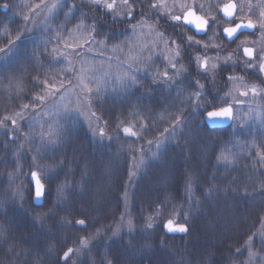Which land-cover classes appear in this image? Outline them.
Here are the masks:
<instances>
[{
  "label": "trees",
  "instance_id": "obj_1",
  "mask_svg": "<svg viewBox=\"0 0 264 264\" xmlns=\"http://www.w3.org/2000/svg\"><path fill=\"white\" fill-rule=\"evenodd\" d=\"M44 1L0 0V5L8 4L4 11L0 6V49H11L0 51V121L9 118L0 126V264H55L69 249L67 264H249L250 252L254 254L251 264H258V259L264 264V94L252 103L259 107V118L241 107L244 110L236 122L212 129L201 122L199 111L204 109L194 112L196 101H189L195 89L188 86V80L196 81L191 73L187 78L154 84L143 72H135L134 87L116 82L92 92L90 109L96 113L92 120L104 130L103 138L83 117L52 109L49 97L42 106L24 109L41 91L34 87L38 78L41 85L45 78L53 82L68 79L64 58L53 60L48 53L59 44L61 32L79 23L73 17L85 13L89 24L104 21L103 13L92 8H68L81 0L63 2L45 21H36ZM208 2L217 6L222 0H193V9L204 14ZM233 2L246 4V0ZM134 7L132 23L141 20L142 12L151 22L168 15L167 9L161 10L164 16L153 12L149 0ZM128 25L126 17L114 26L104 21L97 39L105 34L103 29L111 27L116 38L106 47H128L134 42ZM171 30L172 38L167 32L165 38L189 34ZM215 43L221 48L210 47L208 52L219 51L221 57L233 54L239 62L218 70L213 80L200 81L208 86L201 104L212 110L211 105L225 97L223 74L228 71L242 83L254 81L264 90L261 77L239 69L245 59L234 51V43ZM194 52L188 49L177 65L186 66ZM163 57L161 53L153 59V73L164 71L167 62ZM13 119L17 121L14 135ZM177 120L184 123L173 130ZM124 127H131L136 135H125ZM41 133L56 143L45 149ZM38 149L44 156L40 167L58 173L43 208L33 207L27 186L20 188L29 178ZM219 157L230 163L218 162ZM189 176L194 181L190 191L186 188ZM64 182L72 187L59 202L56 189ZM209 187L216 190L205 195ZM17 191L20 195H15ZM53 204L56 208L49 214ZM185 214L190 217L188 233L163 231L164 222L183 223ZM37 216L45 217L42 226L33 220ZM81 219H85L83 226L76 223ZM119 222L123 228L116 233Z\"/></svg>",
  "mask_w": 264,
  "mask_h": 264
},
{
  "label": "snow or ice",
  "instance_id": "obj_2",
  "mask_svg": "<svg viewBox=\"0 0 264 264\" xmlns=\"http://www.w3.org/2000/svg\"><path fill=\"white\" fill-rule=\"evenodd\" d=\"M137 3L143 4L144 0H121V4L123 5V13H117L116 8L118 5L116 4V0H82L80 4H72L71 8H76L77 10L81 7H88L92 8L96 12H102L104 16V21H111V24L114 26L116 24H122L125 22V17L127 18V22L132 24L133 21V14L135 12V7ZM3 8L7 9L8 4L4 3L2 5ZM68 7V5H65ZM166 7L163 4H160L158 2H154L151 5V10L153 12H159L160 16H164L165 13L161 11ZM219 7V13L214 14V9H212V6L210 5L211 11L204 13V14H197L196 11L193 10V8L188 7L185 11H183L182 14H176V13H169L168 14V20L173 25V30L178 31L179 33H191L188 35H177L175 39L171 38H165L163 32H157L156 36L158 40H162L165 46L171 45L169 48V51L173 53L172 57H165V60L167 61L165 69L163 72L157 70L156 72H152V65L155 63L154 60H151L149 57L148 61L145 63L144 68L137 67L134 71L130 73H126L123 83L125 87H134L137 85L138 78L135 75V72H143L145 79H151L154 83L158 80H162L163 82L168 81H176L181 76L187 78V75L191 73L193 76L196 77V81L193 84L190 80H188V86L195 89L194 95L189 97V101H196V103L193 106V111L196 112L199 109L203 108L204 111H199V116L202 118L201 122L206 125H213V124H219L222 123L225 120H232L233 119V107L232 104L229 103V100L225 97L219 98V103L212 104V110H208L210 105L208 104H201L200 101L204 99V92L207 91V84L200 83L201 80L207 81L209 76H214L217 73V70H226L227 66L231 65L232 67H236V61L232 59V55H229L227 57H224V59L217 63L216 61H213L208 55V49L211 48H221V45L216 44V40H225L227 43H234L235 39L238 38V35L243 34L245 31L252 33L253 30L256 29L257 24L253 22L251 18L248 19L247 23L243 22V17L246 15V12L244 10L243 4H237L233 2V0H228L227 3H224L222 5H217ZM200 9L203 10V5L200 6ZM252 9L249 7L248 12H251ZM74 19H79V23L77 24L76 28L78 32L86 33V36L81 37L80 41H76L74 45H70L67 43V41L59 40L58 43H63L66 48H71L73 55H78L77 49H83L85 46H88L91 48L93 45H95L101 52L105 50L106 45L115 39V35L112 34V28H106L103 29V32L105 33L102 38L97 39V37H101V25L104 23V21L101 20H93L91 24L87 23L88 16L85 13H81L80 17H73ZM25 20L28 18L25 17ZM218 21H223V31L220 32V28L222 25L218 23ZM259 27L261 29H264V11H261L260 13V19L258 21ZM159 21L151 22L147 20V14L141 13V20H137L134 24H132L131 32L133 34L136 33V30L138 27L143 28L147 25L149 28V31H154L158 27ZM209 30H213V35L209 36L207 41L204 43H201V40L203 37H197V34H204L207 35ZM129 30H125L124 34H127ZM70 35V33H69ZM51 41H47L44 44L45 51H47L48 43ZM123 47V45H113L112 50L115 51L118 48ZM239 48V46H238ZM188 49H192L196 52H200L201 49H203V53L201 55H197L194 57H188V64L181 65L179 68H177V64H179L180 60L185 58L186 53ZM11 49H0V51H10ZM149 50L150 49H146ZM38 49L36 52L38 53ZM243 54L244 57H246V61L244 64V67L246 70L250 69L252 72H255L258 68L259 76L264 77V50H262L260 53H257L254 57L253 49L250 47H244L243 48ZM36 55V53H34ZM49 57L53 60H60L63 59L67 54L60 52L58 48H53L51 53H48ZM216 58L217 61H219V58L221 56V52H216ZM258 61V64L255 62ZM71 63V61H69ZM140 63V62H137ZM193 64H195V67H193ZM223 65V67H221ZM131 68V65H129ZM169 69L172 71V75H169ZM251 74V73H250ZM236 78L233 75H229L227 77V82H231L235 80ZM87 80V77L82 75L80 87L82 90L87 88V83H91V81L85 82ZM261 83L264 84V79H261ZM34 87H40L41 91L37 92V94L32 98V100L29 101V104L23 105L24 109H28L30 106H42L46 97L53 96L61 91V89L64 88V83L62 80L58 82H53L52 80H49L47 78L44 79V81L41 82L39 78L37 79L36 84H34ZM250 91L254 95H259L261 91L258 89L255 85L250 87ZM88 92L91 93V89H88ZM242 96H246L247 92H241ZM228 96L231 95V93L227 94ZM89 99H91V95L89 96ZM214 100L216 97L213 98ZM235 99V98H233ZM93 116L96 115V113H92ZM20 118H22V115L20 113L17 114ZM8 117H5L3 121H0V126L6 125L8 121ZM99 120L100 117H97ZM16 123L17 121L15 119L12 120L13 128L12 133L13 135L16 133ZM184 121L177 120L174 125V129L176 127H179L181 124H183ZM119 129V125L117 126ZM125 135L128 136H135L136 133L132 131L131 127H124L122 129ZM5 135H8V132H4ZM105 135V132L103 129H100V136L103 138ZM9 139L11 140V136H9ZM14 142V141H13ZM40 143L41 145L46 149L49 145L55 144L56 141L52 140L51 138L46 139L44 134L41 133L40 136ZM159 146V143L158 145ZM5 150H7V142H5ZM259 155V154H258ZM44 156L41 153V150H37L36 155L33 156V165L31 169V175L30 178L26 177L25 181L20 185V188L23 189L25 186H27L28 189V195L32 201L33 207H39L43 208L44 203L47 202V200L50 197V187L54 179L58 178L57 170L54 168H42L39 165V160L43 159ZM224 159L226 161V166L230 161L227 160L225 157H219V160ZM261 162L264 163V156H261ZM63 162H61V165ZM57 167H60L59 165ZM68 175L67 173L65 174ZM193 179L191 176L188 177V184L186 185V188L190 191L191 185L193 183ZM210 183V182H209ZM233 184L236 183V181H232ZM71 185H69L67 182L61 183L58 185L56 192H57V201L62 202L63 197L70 191ZM216 189L209 187L207 193L205 195H211L213 191ZM264 195V193H261ZM15 195H20V191H17ZM197 205H199V202L197 201ZM56 208V205L53 204L52 207L49 209V214H51ZM189 215L185 214L184 222L178 223L175 219H168L166 222L162 224V229L165 233L168 234H175V233H181L186 234L189 232ZM45 217L44 216H37L33 217V220L35 223L43 225ZM86 219V218H85ZM85 219L78 220L76 223L78 225L83 226L85 224ZM149 228L152 227L151 223L148 225ZM249 240L251 241L252 238L250 237ZM84 241H81V244L84 245ZM246 247H250V245H247ZM262 250H264V247H262ZM72 252V249H69L68 252L64 253V256L55 261V264H60V260L64 261V264H67V261L69 259V254ZM254 254L250 252V257H252ZM259 264V259H258Z\"/></svg>",
  "mask_w": 264,
  "mask_h": 264
},
{
  "label": "rangeland",
  "instance_id": "obj_3",
  "mask_svg": "<svg viewBox=\"0 0 264 264\" xmlns=\"http://www.w3.org/2000/svg\"><path fill=\"white\" fill-rule=\"evenodd\" d=\"M70 1L71 0L44 1L42 7L40 6V13L38 14L39 16L37 17L36 21H45V18H47L49 14L52 15L57 10L56 8L63 4V2L69 4ZM109 2H111V0H109ZM149 2L151 5L154 2H158L160 4L165 5L166 7L161 10L167 9L168 14H182L183 11L186 10V8H193V4H195L193 3V0H149ZM227 2L228 0H222V3H219V5H222ZM116 4L118 5V7L116 8V12L122 14L123 5L121 4V0H116ZM210 5H214L212 7V9H214V14L219 13V7H217L214 2H208L206 7H204L206 9V13L208 10H212L210 9ZM243 6L246 12V15L243 17V22L248 21L249 17L251 16V19L254 23L257 24V27L252 34L239 36L235 40L236 42L234 43L233 48H235L234 51L241 52L244 47H251L256 55L257 53H260L262 50H264V29H261L258 23L260 19V13L261 11H264V0H257V3H255L254 0H246V4H243ZM70 7L71 6H69L68 8ZM249 7H251L252 9L251 12H248ZM218 23L222 25L221 29L223 28V26H228L224 25L223 21H218ZM77 24H75L74 27L68 28V30L66 29L65 32H61L58 35L57 39L59 38L62 41H67V43L70 45H74L76 41H80L81 37L86 36L87 34L78 32L76 28ZM132 24L128 25L129 29L132 28ZM156 33V29L154 31H149L147 25L143 28L138 27L135 34L131 33L130 36L134 38V42L128 47L123 45V47L118 48L115 51L112 50V47H105V50L101 52L99 48L94 45L91 48L85 46L83 49H77L79 53L78 55L71 54V48H66L63 43H59L56 48H58L60 52L67 54L64 57V60L66 62L63 63L62 66L65 72L68 74V79L63 81L64 88L61 89L59 93L49 97L50 100L48 102H50V107L52 109H58V113L66 112L67 114H70L72 116L83 117V120H85L87 124L93 126L94 132H96V134H100L101 127H99L98 125L97 127H95V125L93 124L94 120L92 119H94L95 116L92 115V111L90 109V103L92 100L89 99V96H93L92 92L95 89H103L102 87L106 89V87L112 86V83L114 85L116 82H123L125 74L129 73L130 69L137 65L139 68H142V60L144 62V60L148 57L153 60L162 53L164 55L163 59L166 56L171 58L173 55V53L169 51V48L171 46H165L162 40H158ZM211 33H213V30H209L207 34ZM208 37L209 36L207 35V38L204 40L205 42L207 41ZM146 49H150V51ZM202 52H200L199 54L201 55ZM190 54L191 57L199 55L195 54L192 56V53ZM207 55L217 63L221 62L224 57H227L229 55H232V59L234 61L236 60L233 54H228L224 57L220 56L219 61H217L215 54L209 55L207 53ZM69 61H71V63H69ZM236 61L239 62L238 60ZM245 61L246 59L241 62L239 69L243 71H248L252 75L259 76L258 68L255 72H252L250 69H245ZM255 62L258 64V61ZM129 65H131V68L129 67ZM179 67L180 66L177 65V68ZM169 71V75H171V69H169ZM230 73L231 72L228 71V73L223 74V77L227 79ZM82 75L87 77V80L85 81L86 83L88 81H91V83H87V88H85L84 90H82L80 87ZM235 75L236 74H233L236 79L231 82H227L224 87V89H226L228 93H231V95L228 96V93L224 90L225 98L229 100V103H231L233 107V121L236 122L239 116L238 114H240V112L244 110L241 107H245L248 111H250L248 114L252 113L256 119L259 118V107L252 105V103H255L254 100H257L259 97H261L264 94V91H261L259 95H254L250 91V87L255 85L258 89H263H261L256 83H254V81L242 83L240 78H237L238 76ZM208 79L213 80V77L209 76ZM261 79H264V77H261ZM155 83L157 84L158 81H156ZM88 89H91V93L88 92ZM241 92H247V95L242 96L240 94ZM224 93L222 92L221 96ZM124 226L127 229L130 228L129 222L124 221ZM121 228H123V226L121 222H119L115 227L114 232L117 233L119 230H121ZM246 261L251 264L253 261V256L250 257L249 254Z\"/></svg>",
  "mask_w": 264,
  "mask_h": 264
},
{
  "label": "flooded vegetation",
  "instance_id": "obj_4",
  "mask_svg": "<svg viewBox=\"0 0 264 264\" xmlns=\"http://www.w3.org/2000/svg\"><path fill=\"white\" fill-rule=\"evenodd\" d=\"M194 11H196L195 9H193ZM197 12V11H196ZM197 14H200V12L198 13L197 12ZM159 21V24H158V27L156 28V30H157V32H163V33H165V32H167V35H169L171 38H172V36H173V31L171 30L172 28H173V25L169 22V20H168V18H167V16L166 17H154L153 18V23L154 22H156V21ZM166 20V21H165ZM161 21H163V22H161ZM161 22V23H160ZM221 28H220V32H221ZM211 31V30H210ZM187 34V33H186ZM189 34H191V33H189ZM177 35H179V34H177ZM176 35V36H177ZM213 35V33H211V34H208V36H212ZM197 37H203V39L201 40V43H204L205 41V36H204V34H200V35H197ZM171 46V45H170ZM251 48V47H250ZM203 51V49H201V51L200 52H202ZM200 52H194L195 54H199ZM193 53V52H192ZM203 53V52H202ZM209 55H213V53L211 52V50L209 51V52H207ZM253 53H254V55H255V52H254V50H253ZM194 54V55H195ZM240 54H241V56H242V59H244V57H243V55H242V51L240 52ZM200 55V54H199ZM170 56V55H169ZM255 57V56H254Z\"/></svg>",
  "mask_w": 264,
  "mask_h": 264
},
{
  "label": "water",
  "instance_id": "obj_5",
  "mask_svg": "<svg viewBox=\"0 0 264 264\" xmlns=\"http://www.w3.org/2000/svg\"><path fill=\"white\" fill-rule=\"evenodd\" d=\"M245 23H247V22H245ZM223 30H221V32H222ZM253 32H254V30H253ZM252 32V33H253ZM243 34H251V33H249V32H247V31H245ZM197 35H200V33H198ZM241 35V34H240ZM240 35H238V36H240ZM242 55H243V57H244V54H243V50H242ZM244 58H246V57H244ZM247 59V58H246ZM231 121L232 120H225V121H223L222 123H219V124H213V125H207L208 127H210V128H227L230 124H231ZM206 125V124H205ZM29 175V178H30V175H31V173L30 174H28Z\"/></svg>",
  "mask_w": 264,
  "mask_h": 264
}]
</instances>
